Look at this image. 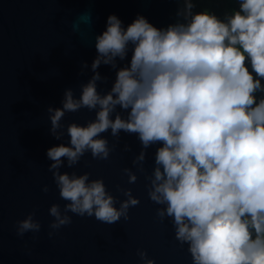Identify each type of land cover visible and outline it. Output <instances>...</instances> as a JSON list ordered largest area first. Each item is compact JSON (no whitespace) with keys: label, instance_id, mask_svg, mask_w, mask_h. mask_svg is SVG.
<instances>
[{"label":"clouds","instance_id":"9594fccd","mask_svg":"<svg viewBox=\"0 0 264 264\" xmlns=\"http://www.w3.org/2000/svg\"><path fill=\"white\" fill-rule=\"evenodd\" d=\"M81 22H92L91 11L73 20V32ZM93 40L78 94L67 86L59 105H47L49 132L60 141L47 148V167L65 201L49 207V236L72 222L70 213L113 223L139 203L117 185L126 197L117 206L103 176L73 167L89 152L109 159L124 132L139 140L132 164L192 264H264V0H227L222 10L217 0H177L174 18L160 25L139 12L126 23L113 12ZM82 108L94 116L64 121ZM123 172L129 183L138 178L132 167ZM41 227L35 209L15 221L21 237ZM137 254L155 264L146 249Z\"/></svg>","mask_w":264,"mask_h":264},{"label":"water","instance_id":"95a60500","mask_svg":"<svg viewBox=\"0 0 264 264\" xmlns=\"http://www.w3.org/2000/svg\"><path fill=\"white\" fill-rule=\"evenodd\" d=\"M176 7L177 0H0V264H142L138 249H146L155 264H192L171 221L157 216L161 205L149 197L145 173L132 164L140 150L134 134L122 132L109 159H95L89 152L73 167L103 176L119 197L117 206L126 199L117 185L130 187L139 203L113 223L70 213V224L48 234L50 205L63 206L65 201L47 167V148L60 143L49 132L47 105H59L67 86L78 94L79 83L90 75L80 74L81 61L91 63L94 34L104 29L108 14L115 12L128 23L139 12L160 25L174 18ZM84 11H91L92 22H81L73 32V20ZM100 71L114 76L107 65ZM93 116L82 108L67 113L64 121L85 122ZM154 151L155 146L148 149L147 172ZM125 167L137 171L135 182L129 183ZM33 209L42 227L35 235L29 231L21 237L15 221Z\"/></svg>","mask_w":264,"mask_h":264},{"label":"trees","instance_id":"16d2710c","mask_svg":"<svg viewBox=\"0 0 264 264\" xmlns=\"http://www.w3.org/2000/svg\"><path fill=\"white\" fill-rule=\"evenodd\" d=\"M217 3L219 4L220 10H222L227 0H217Z\"/></svg>","mask_w":264,"mask_h":264}]
</instances>
